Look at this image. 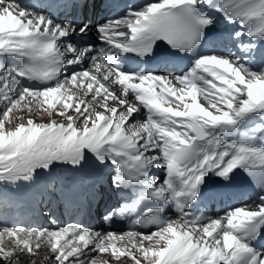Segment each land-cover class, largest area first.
Listing matches in <instances>:
<instances>
[{"label":"snow or ice","instance_id":"1","mask_svg":"<svg viewBox=\"0 0 264 264\" xmlns=\"http://www.w3.org/2000/svg\"><path fill=\"white\" fill-rule=\"evenodd\" d=\"M56 168L101 227L0 223V264H264V0H0V199Z\"/></svg>","mask_w":264,"mask_h":264},{"label":"rangeland","instance_id":"2","mask_svg":"<svg viewBox=\"0 0 264 264\" xmlns=\"http://www.w3.org/2000/svg\"><path fill=\"white\" fill-rule=\"evenodd\" d=\"M57 172V173H56ZM64 172H69L67 169H61V168H56L53 170L52 173H55L59 180H60V184L63 185L62 182V175ZM70 173V172H69ZM72 175V178L74 180V182L79 183L81 181V175L80 174H73L70 173ZM94 177V175H93ZM48 178V175H41L37 182L35 184L32 185H25V184H21L18 188H12V189H6V198H3L5 200H9L8 203H6V205L2 206V200L0 199V213L3 212L2 216H5L6 214L4 213L5 211L8 210H14V212H12V214L8 215V218L6 217H0V223H7L8 220L14 222L13 224H21L24 226H32V225H28V221L29 219L23 221V222H18L17 218H15V215L17 216V214H19L22 210V206L25 204V201L23 200L22 197H24L26 200H31L33 203H35L38 206V215L35 218V226H48L50 223V220L52 218V216L55 217V219L57 220V223L62 224V222H59V219H61L62 217L59 216L60 211L58 212H54V208H51V204H52V200L51 198H47L41 195L40 193H42V186L44 181ZM87 180V179H86ZM52 185L55 184H50L49 188H50V192L52 194H57V192H61V189H58V186L56 187V189L53 191L52 190ZM49 192V191H48ZM30 195V196H28ZM56 198L58 197V194L55 196ZM76 204V203H74ZM60 208V205H59ZM10 212H8L7 214H9ZM50 214H52V216H49ZM1 215V214H0ZM64 221L63 223H68V222H72L69 218L64 217ZM40 219V224L37 223V220Z\"/></svg>","mask_w":264,"mask_h":264},{"label":"bare ground","instance_id":"3","mask_svg":"<svg viewBox=\"0 0 264 264\" xmlns=\"http://www.w3.org/2000/svg\"><path fill=\"white\" fill-rule=\"evenodd\" d=\"M64 170V169H63ZM57 173V172H56ZM161 174H163L162 172H160ZM45 176V175H44ZM98 179V177H96V176H94V178H93V181H92V183H91V185L90 186H88V188L86 189V193L87 194H89V195H91L92 196V193H91V189L93 188V183H94V181H96ZM86 187V186H85ZM80 200H81V196L79 195V194H75V195H73L71 198H70V201L74 204V203H81L80 202ZM80 205H82V204H80ZM95 209V208H94ZM100 213H102V212H99V214Z\"/></svg>","mask_w":264,"mask_h":264}]
</instances>
